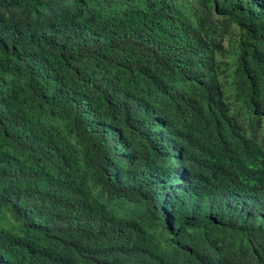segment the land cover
I'll use <instances>...</instances> for the list:
<instances>
[{
  "label": "trees",
  "instance_id": "1",
  "mask_svg": "<svg viewBox=\"0 0 264 264\" xmlns=\"http://www.w3.org/2000/svg\"><path fill=\"white\" fill-rule=\"evenodd\" d=\"M0 264H264V0H0Z\"/></svg>",
  "mask_w": 264,
  "mask_h": 264
}]
</instances>
